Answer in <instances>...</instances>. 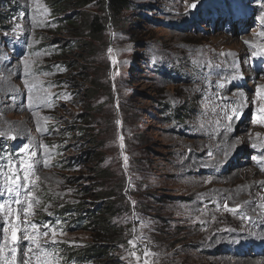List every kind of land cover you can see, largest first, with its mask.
Returning <instances> with one entry per match:
<instances>
[{"label":"rangeland","instance_id":"1","mask_svg":"<svg viewBox=\"0 0 264 264\" xmlns=\"http://www.w3.org/2000/svg\"><path fill=\"white\" fill-rule=\"evenodd\" d=\"M128 2L119 15L100 2L71 8L76 23L62 27L46 0H0V204L17 207L5 177L30 162L18 151L28 144L41 162L29 219L40 233L63 232L44 247L64 264V246L90 242L92 233L56 212L94 201L97 160L87 161L95 147L84 128L99 139L100 167L115 171L108 184L122 181L112 198L126 210L113 219L138 222V231L146 222L161 241L156 250H140L136 236L120 243L126 264H264V55H252L264 46V0H199L191 11L193 0ZM83 17H96L100 32L82 29ZM44 94L49 105L29 107V95ZM5 219L0 212V228ZM29 246L21 242L13 262L9 240L0 264H21Z\"/></svg>","mask_w":264,"mask_h":264},{"label":"trees","instance_id":"2","mask_svg":"<svg viewBox=\"0 0 264 264\" xmlns=\"http://www.w3.org/2000/svg\"><path fill=\"white\" fill-rule=\"evenodd\" d=\"M51 8V16L54 20L57 19L56 15H62V17L57 19L60 26H74L76 21L75 18L71 19V15L67 14L71 8H76L81 11L82 8L88 6L91 3L100 2L104 5L108 14L119 15L123 10L129 8L128 0H46ZM55 14V15H52ZM82 14V12H81ZM84 15V14H82ZM73 16V15H72ZM81 23H84L82 29L88 32H93L92 34L100 32L101 22L96 19V17H91L85 19L84 17L80 19ZM82 39L73 40L68 42L67 48H79L80 42ZM70 44V45H69ZM88 46V47H87ZM89 48V44L84 43L82 49ZM64 50V49H62ZM94 91H90L92 93ZM85 123L89 120L84 118ZM85 131V132H83ZM80 134L84 139H87V143L94 145V153L91 154L89 151L85 152V155H88V162L90 159L97 160V166L94 168V185L90 189L92 192L93 202H75L63 205L56 210L57 215L61 218H69L70 224H73L77 229H85L92 233L91 241L85 243L83 246H64L65 251H62L64 256V264H126L125 251L120 249V243H125L126 240H132L134 236L139 240L136 243V246L141 249H147L152 247L155 249L154 245L160 244L159 236H155V228H151L146 222L141 225L140 230L135 225L138 226V222L134 225L130 223L122 225V220L115 219L121 211L126 210L122 209L120 212H117V203L114 201V198H121L118 190L122 185V181H114L111 184H108L112 181V178H117L115 171H112L108 168H101L100 162H102L103 155L98 148H101L98 137L94 134L91 135L87 132V129H81ZM3 148V145L0 143V150ZM7 149V148H4ZM8 151V150H6ZM78 158H82L81 154ZM91 160V161H92ZM135 186V183L132 184ZM131 185V186H132ZM131 188V187H130ZM131 192V191H130ZM140 197L141 195L138 194ZM138 197V198H139ZM97 199H104L101 202H98ZM143 204V203H142ZM127 202L122 203V207H125ZM144 206V204H143ZM140 212L141 211L140 209ZM115 218L113 219V216ZM144 221H148L145 218H141ZM143 221V222H144ZM159 235V234H158ZM129 244L127 245V247ZM151 259L150 263H153Z\"/></svg>","mask_w":264,"mask_h":264},{"label":"snow or ice","instance_id":"3","mask_svg":"<svg viewBox=\"0 0 264 264\" xmlns=\"http://www.w3.org/2000/svg\"><path fill=\"white\" fill-rule=\"evenodd\" d=\"M187 2V0H186ZM199 0H193V3L188 6V10L191 11L196 8ZM17 27H20L17 25ZM264 35V34H262ZM248 43V42H246ZM109 52H112V49H109ZM253 56L264 55V46H262L261 51H253ZM25 66V73L28 74L29 72V62L23 61ZM27 84V81H25ZM28 91H32V87L29 86ZM258 90V95H259ZM51 94H44L39 96H32L29 95L27 98L29 100V107L33 106H45L50 104L49 96ZM239 112V108H232L231 113L234 116ZM225 116L229 121H231L232 116L228 114V111L225 110ZM119 123V121H117ZM219 123V121H217ZM257 123L264 124V109L261 110V114L257 119ZM5 136L4 132H0V137ZM12 140L17 139L16 135H12L10 137ZM123 138L121 137V140ZM253 148L256 145H252ZM19 152L23 153L27 151L29 153V160L30 162L27 164L21 163L20 165V172H13L10 176L5 177V188L3 189L4 193L9 196L12 200V203L16 204V209H13L11 205H3L0 204V212H3L4 215L7 217L3 221V227L0 228V238L3 239L4 244L0 246V259L3 258L4 248L8 247V241L11 242V247L9 249L10 255L13 257V262L15 261V257L17 255V249L21 242L27 241L29 242V248L25 253V258L21 261V264H31V260L33 257L36 258L37 264H41V257L37 256V253H41L43 256V264H58V260L55 258V253L47 251L44 245L49 243L56 244L59 241L57 240L58 231L62 235V230L58 229V227H52L50 225H44V231L42 233L39 232L37 224L30 220L29 217L35 215V208L34 205L39 204V199L33 195L31 189L35 187V182L31 180V176L35 175L36 167L41 163L38 160H35L37 153L35 151H31L30 145L25 144L18 150ZM255 159V157H253ZM125 161H127V157H125ZM43 166H49L48 161L45 160L43 162ZM11 167V165H9ZM22 173V174H21ZM39 180V177H36ZM25 192V198L23 200L20 199L21 190ZM71 191V190H69ZM135 203V202H133ZM225 208H228V205H224ZM229 211L236 212L237 208H229ZM23 213L24 219L23 221L20 220V214ZM34 234H29V232ZM10 232V235H9ZM49 233H51L50 240H44L43 244L38 239V237H49ZM129 243H133L130 241ZM31 245H35L33 248ZM30 254V255H29ZM135 255V253H132ZM145 255H148L145 253ZM139 259V257H137ZM5 264H9L8 261H5ZM147 264V262H145Z\"/></svg>","mask_w":264,"mask_h":264},{"label":"bare ground","instance_id":"4","mask_svg":"<svg viewBox=\"0 0 264 264\" xmlns=\"http://www.w3.org/2000/svg\"><path fill=\"white\" fill-rule=\"evenodd\" d=\"M258 234H259L260 236H263V237H264V234H263L262 232H258Z\"/></svg>","mask_w":264,"mask_h":264}]
</instances>
